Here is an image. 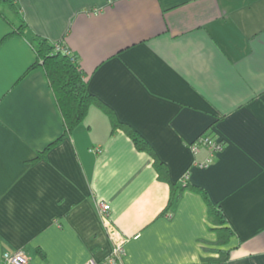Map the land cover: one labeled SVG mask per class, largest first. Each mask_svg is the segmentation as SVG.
<instances>
[{
  "label": "crops",
  "instance_id": "1",
  "mask_svg": "<svg viewBox=\"0 0 264 264\" xmlns=\"http://www.w3.org/2000/svg\"><path fill=\"white\" fill-rule=\"evenodd\" d=\"M16 3L25 35H8L19 20L0 7V264L20 250L30 264H111L101 202L125 239L121 264H202L218 257L209 248L229 250L223 264H264V0ZM35 35L76 55L108 111L91 105L65 133L45 71L28 70ZM109 109L165 164L172 203ZM207 132L223 148L201 167L210 152L190 145ZM206 197L234 232L226 245Z\"/></svg>",
  "mask_w": 264,
  "mask_h": 264
},
{
  "label": "trees",
  "instance_id": "2",
  "mask_svg": "<svg viewBox=\"0 0 264 264\" xmlns=\"http://www.w3.org/2000/svg\"><path fill=\"white\" fill-rule=\"evenodd\" d=\"M2 4L7 5L12 12L17 15L19 20L18 26H15L13 22L9 20L10 24L14 26V31L8 35L15 33L25 35L28 25L21 15L16 0H0V6ZM31 45L36 54V61L28 70L36 66H41L45 71L52 91L54 92L59 110L65 121V133L72 132L83 122L91 105L97 104L106 108V105L89 91L88 80L84 77V72L80 68L76 55L61 46L62 44H60V42H51L40 35H35L33 37ZM58 45L61 46V49L57 48ZM106 109L108 111V108ZM109 113L112 115L111 119L114 131L118 128L123 129L132 138L138 149L148 151L154 157V165L159 173V178L167 181L171 186L172 193L170 203H172L180 194L177 192V185L170 181L168 169L165 164L158 157L148 141L134 127L128 123L120 122L115 117L112 109H109ZM184 188L185 187H183V189ZM197 189L202 191L200 188ZM206 201L209 205V216L214 226L211 227V229L215 230L218 234L217 244L219 246L226 245L230 242L234 232L228 225V220L221 209L212 203L209 197H206ZM208 250L217 252L218 257L204 259V263L202 264H223L229 259V250H222L219 248H209Z\"/></svg>",
  "mask_w": 264,
  "mask_h": 264
},
{
  "label": "built area",
  "instance_id": "3",
  "mask_svg": "<svg viewBox=\"0 0 264 264\" xmlns=\"http://www.w3.org/2000/svg\"><path fill=\"white\" fill-rule=\"evenodd\" d=\"M96 12V11H95ZM58 49H61V46L58 45ZM200 147H207L210 152V157L206 159L204 162L200 163L201 167H206L212 161V157L216 152H219L223 148V143L218 138L213 137L211 133H205L201 135L196 141H194L190 148L192 149L194 154H197L200 150ZM92 151L96 153H100L102 149L100 147H92ZM189 179V173L185 175L184 181ZM109 210L110 205L108 203L101 202L99 204V211L102 214L103 219L107 223V227L111 236L114 238L115 246L112 252V255L109 257L108 261L111 264L122 263V256L124 255V238L119 235V232L115 229V227L110 223L109 220ZM5 264H30L29 257L25 253V251L20 250L15 252L14 254L8 255L6 257ZM86 264H96L93 260L88 261Z\"/></svg>",
  "mask_w": 264,
  "mask_h": 264
},
{
  "label": "rangeland",
  "instance_id": "4",
  "mask_svg": "<svg viewBox=\"0 0 264 264\" xmlns=\"http://www.w3.org/2000/svg\"><path fill=\"white\" fill-rule=\"evenodd\" d=\"M0 7H2V9H6V5L2 4Z\"/></svg>",
  "mask_w": 264,
  "mask_h": 264
}]
</instances>
